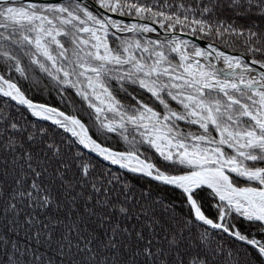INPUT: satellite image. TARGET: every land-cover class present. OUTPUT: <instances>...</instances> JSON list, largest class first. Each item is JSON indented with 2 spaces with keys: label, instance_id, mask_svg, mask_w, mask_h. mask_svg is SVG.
<instances>
[{
  "label": "snow or ice",
  "instance_id": "snow-or-ice-1",
  "mask_svg": "<svg viewBox=\"0 0 264 264\" xmlns=\"http://www.w3.org/2000/svg\"><path fill=\"white\" fill-rule=\"evenodd\" d=\"M256 19L264 0H0V264H264Z\"/></svg>",
  "mask_w": 264,
  "mask_h": 264
},
{
  "label": "water",
  "instance_id": "water-1",
  "mask_svg": "<svg viewBox=\"0 0 264 264\" xmlns=\"http://www.w3.org/2000/svg\"><path fill=\"white\" fill-rule=\"evenodd\" d=\"M27 2V0H26ZM97 11H99V9H96ZM112 15L113 18H117L120 19V17L115 16L114 14H109ZM125 20L126 23H136V22H140V23H144L146 21H137L134 17H125L123 18ZM157 28V32L156 33H150V34H145L146 36H150V37H155V38H159V39H165L167 37V35H169L168 33L165 32L164 29H160L159 25H154ZM178 35L180 33H177ZM184 39H190L191 37L187 36V35H183ZM196 43L200 44V46L202 47H206L207 44L209 43V41L207 40H203V39H197ZM222 50L228 52L229 54H239V52H234L232 49H228V48H224L222 47Z\"/></svg>",
  "mask_w": 264,
  "mask_h": 264
},
{
  "label": "trees",
  "instance_id": "trees-1",
  "mask_svg": "<svg viewBox=\"0 0 264 264\" xmlns=\"http://www.w3.org/2000/svg\"><path fill=\"white\" fill-rule=\"evenodd\" d=\"M226 18V17H225ZM242 23L244 21H241ZM255 23L258 25V26H262L264 25V21H261L260 19H256L255 20ZM127 35H131L130 33L127 34ZM149 38V37H148ZM224 47V46H222ZM224 48H228V49H231L230 47H224ZM240 51H243V49L241 48ZM34 98L36 100H43V101H46L48 102L49 104H53L55 106H62L60 105L59 103V97L57 96L56 92L55 91H40V92H35L34 93ZM32 119H35V118H32ZM84 120L87 121V117L85 116L84 117ZM41 123H45V124H48L50 122H41Z\"/></svg>",
  "mask_w": 264,
  "mask_h": 264
},
{
  "label": "rangeland",
  "instance_id": "rangeland-1",
  "mask_svg": "<svg viewBox=\"0 0 264 264\" xmlns=\"http://www.w3.org/2000/svg\"><path fill=\"white\" fill-rule=\"evenodd\" d=\"M127 34H129V33H125V34H123V35H127ZM146 36V35H145ZM146 37H149V38H151V39H156L155 37H150V36H146ZM161 40H163V39H161Z\"/></svg>",
  "mask_w": 264,
  "mask_h": 264
}]
</instances>
